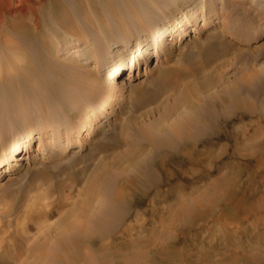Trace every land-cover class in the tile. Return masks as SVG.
I'll use <instances>...</instances> for the list:
<instances>
[{"label": "rangeland", "instance_id": "374dc122", "mask_svg": "<svg viewBox=\"0 0 264 264\" xmlns=\"http://www.w3.org/2000/svg\"><path fill=\"white\" fill-rule=\"evenodd\" d=\"M199 1L177 0L174 1V5L169 6V11L178 12V9L175 10L176 3L180 4L181 9H184L190 2L197 3ZM255 1L257 0H221L217 3L219 5L215 11L218 14L216 21L205 32H199L201 26L203 27L208 22L209 13L213 11H209L212 6L210 3L209 9L202 14L204 20L197 18L195 31L191 32L192 36H188L183 43L176 46L170 56L165 55L159 64L153 66L154 58H152L149 64L143 65L146 67L145 69L138 68L136 78L125 80L127 73L125 72L120 78L125 84L118 89V96L120 94L121 100H117V96L116 100L111 99L107 103L105 95L103 96L101 92L90 88L91 81L93 84H97V80L103 79L108 73L113 60L118 59L119 53L114 54L117 49L115 45L118 41V34L121 37H127L131 42L129 44L132 45L131 49H135L133 43L138 37L136 36L138 26H135L133 21L124 18V20H120L119 28L123 24L126 33L122 29H118L115 35L103 32L106 22L101 20L106 17L112 7L99 8V10L97 9L99 12L96 11L97 14L92 8L88 23L96 22L95 26L98 25L99 37L94 44L98 46L97 48H103L102 51H98L100 54L96 53L95 48L92 49L95 51L91 50L92 52L89 54V64L82 62L81 66L76 67L75 70L59 72L55 83L49 88L27 86L28 92L33 91L34 96L30 99V105L28 104L25 110H23V105L20 107L14 121L8 120L5 115V110L9 109L6 108L9 107L8 103L0 106H4L3 109L0 108V128L3 130L0 131V154L4 155L5 149L14 137L22 130L28 131L31 125L46 129L41 130L40 135H36L34 144L29 147L30 153L27 155H35L40 149H44V146L47 148V153L45 149L41 151L45 152L41 158L30 160L27 164L17 168L6 164L3 169L8 168L9 171L5 174L0 173V264H4V262L25 264L30 247H38L42 243L49 244L53 235H55L54 238L58 237L59 231L54 230L57 227L60 228L61 224L58 223V220L62 219L65 222L71 220L72 218H69L81 210L80 206L83 202L86 203L90 200V206L95 207L98 194L105 198L107 206L114 207L110 203V198L117 183L109 180L99 184L95 183L96 171L108 163L116 152L126 149L131 142L141 143L140 135H144V133L140 128L152 122L166 107L172 105L180 93L187 89L186 83L194 84L203 81L206 76L219 75L225 81L222 83L228 84L234 78L240 77L242 72L252 71L258 69L262 64L264 65V35L261 36V33L264 32V3L256 5ZM12 2L15 5L20 4L19 0H12ZM197 5V7L200 6L199 3ZM122 6L120 3L117 7L112 8L113 11L117 10L121 19L127 14V10ZM157 7L158 3L156 7L148 6V12H156ZM190 14L194 16V12L190 11ZM97 16L100 21L97 20ZM108 24L110 28L115 26L111 22ZM94 32H96L95 27ZM58 38L59 44L56 45V53H49L53 59L50 62L53 63L52 61L56 59L62 60L61 63L64 61L68 63L69 59L75 60L73 54H71L72 57L68 55L67 59L65 55L59 53L64 46V32L59 31ZM44 41L47 43V38ZM209 49L217 50L219 54L213 57L211 63L206 66L205 61L208 59ZM105 51L104 57L95 56L104 54ZM236 52L238 53L236 54ZM192 66L198 67L196 74L190 73ZM68 67L70 68V64ZM177 71L181 72L179 82L175 87H171V81ZM69 73L72 77L75 76L74 81L71 80ZM84 84L88 86L85 89ZM262 84H264V73L252 89H259ZM222 88L218 85L210 91H201L199 107L203 110L213 108V100L210 95L220 93ZM155 95V99L139 104L142 97L148 99ZM70 97L72 100H79L78 103H83L86 100L84 105L87 107L88 115L76 117L71 115V111L67 113L65 103L70 100ZM261 98H264V94L261 95ZM111 104L114 105L116 116L108 114L109 119H107L103 114L107 113L110 108L112 109V106L108 108ZM259 104L258 100L255 101V105L262 109ZM181 109H184L183 106ZM55 110L61 112L60 119L65 124L63 128H60V124L52 116ZM28 113L31 115L26 118ZM257 114L252 117L246 113L238 112L228 117L229 121L227 122V119L225 124L239 126L252 123L249 139H263L264 115ZM91 116L99 124L102 119L106 125L103 124L97 130H92L89 125L85 124L84 138L78 139L80 140L78 147L67 155H60L59 143H64V136L68 134L69 130L73 131L83 121L82 119ZM175 118V115H171L163 123L170 125ZM7 121L10 122L6 123ZM15 121L17 123H14ZM35 123L37 124L34 125ZM3 124L5 128H3ZM54 127H57V132L53 131ZM152 133L156 134V131L152 129ZM109 138L117 143L114 148H110L112 143L108 140ZM218 140L222 141L226 147L224 150L219 149L218 147L222 145L220 143L215 148V153L219 154L218 156L221 158L215 166H227L233 163L235 158L236 160L241 159V163L246 162L240 155L235 154L234 146L226 138L225 132L218 135ZM24 152L25 147H20L16 155L24 156ZM216 154L214 155L216 156ZM174 155L180 156L179 153ZM252 157L253 160L254 156ZM9 162L14 164L13 158H10ZM207 166L211 165L207 164ZM84 169L82 176L77 175ZM222 170L221 173L224 172V169ZM218 171L207 174L203 181H198L193 176L176 178L172 183L174 186L187 185L188 188L184 191L178 190L172 198L166 197L169 186H163L160 188V193L162 191L160 197L150 193L145 198L135 197L131 200L130 207L126 208L127 216L123 228L127 225L133 226L135 229L130 230V235L133 237L138 235L142 240L141 243L147 241L139 248L146 260L158 261L156 264H264V210L245 214L244 210L235 206V203L240 202L243 204L241 208L245 206L248 209L251 207L250 202L254 206L264 200V180L262 183L261 176L256 177L258 181L255 180L251 185H248L250 194H247L248 174L244 173L245 175H242L243 177L240 178V183L238 182L236 187V197L232 201H222L215 207H210L206 214L196 220L191 218L195 212H190L187 218H191V221L188 223L186 220L188 224L186 223L185 226L182 224L184 228L186 227L185 229L181 226L173 227L171 224L173 222L172 215L177 210L175 200L179 198L185 203L189 196L192 195L191 197L195 198L201 194L200 192L212 185ZM158 174L162 177L161 172ZM262 174L264 177V171ZM251 191L253 192L251 193ZM257 216L261 220H258ZM120 233L118 232V234ZM108 239L109 237L103 241L108 242ZM253 259L255 260L253 261Z\"/></svg>", "mask_w": 264, "mask_h": 264}, {"label": "bare ground", "instance_id": "6f19581e", "mask_svg": "<svg viewBox=\"0 0 264 264\" xmlns=\"http://www.w3.org/2000/svg\"><path fill=\"white\" fill-rule=\"evenodd\" d=\"M174 1L177 0H19L20 4L15 5L12 0H0V106L8 103L9 107L6 108L9 109L5 110L7 119L14 121L20 107L23 105V110H25L27 105H30L29 102L34 93L33 91L28 92L27 86L49 88L55 83L59 72L75 70L76 67L81 66L82 62L89 64V54L95 51L92 50L94 48L96 53L102 51L103 48H97L98 46L94 44L99 37L98 25L95 26L96 22L88 23V20L93 9L97 14L99 8L102 9L105 6L115 8L121 3L122 7L127 10V14L121 19L117 10L113 11L110 8L106 17L101 20L106 22L103 32L115 35L118 29H122L126 33L123 24L119 28L120 20L127 18L129 21H133L134 25L138 26L136 34L138 37L133 43L135 49H131L132 45H129L131 42L127 37H121L118 34V41L115 45L117 49L114 51V54L119 53L118 59L113 60L112 67L103 79L97 80V84H93L91 81L90 85L92 90H97L106 96V103L111 99L116 100L118 89L125 84L123 80H120L125 72H127L125 80H131L138 76V68L145 69L146 67L143 65L149 64L152 58H154L153 66H155L165 55L170 56L176 46L183 43L188 36H192L191 32L195 31L197 18H203L202 14L209 9L210 3H212L209 11H213L209 13L208 22L203 27L201 26L202 29L200 28L199 32L208 30L217 19L218 14L215 11L219 5L217 3L221 0L190 2L184 9H181L180 4L176 3L177 13L169 11V6L174 5ZM157 3L156 12H148V6L156 7ZM198 3L199 7H197ZM255 3L260 5L264 3V0H257ZM24 4L26 6H23ZM190 11L194 12V16H191ZM167 12L169 15L166 14ZM97 20L100 21L98 16ZM102 22L99 23L102 24ZM108 22L115 26L110 28ZM94 27L96 32L93 33ZM59 31L64 32V46L59 53L65 55L67 59L68 55L72 57L71 54H73V58H76L75 60L69 59L68 63L66 61L61 63L60 59L52 61L53 63L50 62L53 59L49 53L55 54L56 45L59 44L57 40ZM263 35L264 32L261 33V36ZM46 38L49 44L44 41ZM105 54L106 51L104 54L95 56L104 57ZM217 54H219L217 50L209 49L205 65L210 64ZM259 68L242 72L240 77L234 78L228 84H223L222 82L225 83V81L219 75L206 76L203 81L194 84L186 83L187 89L180 93L172 105L166 107L152 122L140 128L144 133V135H140L141 143L131 142L126 149L116 152L108 163L96 171L95 183L99 184L107 180L117 183L110 198V203L114 207L107 206L105 198L100 194L96 197L95 207L90 206V200L86 203L83 202L80 206L81 210L75 214L72 213L74 216L69 218H72L71 220L66 222L62 219L58 220V223L61 224L60 228L54 229L59 231L58 237L54 238L55 235H53L49 244L41 242L40 246H32L28 249L29 253L25 264H156L158 261H149L143 257V252L139 249L144 243H141V238L138 235L136 237L130 235V230L135 228L130 225L123 228L127 216L126 208L130 207L133 198H145L150 193L160 197L159 195L162 194L160 188L169 186L166 192L167 196L165 195L169 199L176 195L178 190L184 191L188 188L187 185L174 186L172 183L176 178L193 176L198 181H203L207 174L219 170L212 185L200 192L201 194L194 196L195 198H192V195L189 196L185 203L179 198L175 200L177 210L172 215L173 222L171 224L173 227L184 228L191 218L193 220L201 218L210 207H215L222 201H232L236 197V187L244 173L248 174V180H245L247 186L255 180L258 181L256 177L259 176H261L262 182L264 180L262 174L264 171V138L249 139L252 123L239 126H235L233 123V125L225 124L228 117L238 112L250 116L257 113L264 115V98H261V95L264 94V84L259 89H252L263 76L264 65L262 64ZM71 72L73 73V71ZM197 72V66L190 68L191 74ZM69 74L71 80L74 81L75 76L72 77L71 73ZM51 75L55 78H51ZM180 75L181 72L177 71L171 81V87L177 85ZM218 85L223 87L222 91L210 95L214 107L209 110L201 109L199 107L201 91H210ZM83 87L85 89L88 86L84 84ZM155 98L156 95L148 99L142 97L139 104ZM117 100H121L120 94ZM257 100L262 109L255 105ZM78 101L72 100L70 97V100L65 103L66 112L71 111V115L76 117L88 115L87 107L84 105L86 100L83 103H78ZM110 106L112 109L110 108L107 113L103 114L107 119H109L108 114L116 116L114 105L111 104L108 108ZM181 106L184 109H181ZM3 107L0 108L3 109ZM98 108L100 109V106ZM30 115L31 113L26 114V118ZM171 115L176 116L174 122L170 125L164 124L163 121ZM52 116L60 124V128H63L65 124L61 122V112L55 110ZM82 120L73 131L69 130L68 134L64 136V143H59L60 155H67L78 147L80 144L78 139L84 136L86 125H89L92 130H97L103 124L106 125L102 119L99 124L92 116ZM57 127L52 128L53 131L57 132ZM3 128H5L4 124ZM44 129L46 128L31 125L28 131L19 132L5 149L4 155L0 154V173L5 174L9 171L8 168L3 169L6 164L17 168L27 164L30 160L33 161L44 156L45 152H41L42 150L45 149L47 153V148L44 146V149H40L35 155H27L30 153L29 147L34 144L36 135H40L41 130ZM152 129L156 131V134L152 133ZM0 131L3 130L0 128ZM223 132L226 133V138L232 142L235 154L245 159V163L244 161L241 163V159L237 158L238 160H236L235 158L234 162L232 161L233 163L227 166H215L216 162L221 160L219 154L215 153V148L222 143L218 140V135ZM108 140L112 143L110 148L117 145L112 138ZM23 146L25 147L24 156H21L22 154L17 156V152ZM225 147L222 143L218 148L224 150ZM175 153H179L180 156L176 157ZM252 156H254L253 160ZM10 158H13L14 164L9 162ZM22 160L25 163L21 162ZM207 164L211 166L208 167ZM222 169L224 172L221 173ZM84 171L85 169L77 175L82 176ZM158 172L162 173V177ZM247 194H250L249 186ZM252 196L254 195L252 194ZM250 204L251 207L248 209L245 206L241 208L243 204L240 202L235 203V206L244 210L245 214L264 210V200L254 206L251 202ZM190 212H195V214L193 217L187 218ZM257 219L261 220L259 216ZM186 220L188 221L186 222ZM140 224L142 226V223ZM118 232L121 233L118 234ZM108 237V242L103 241ZM23 238L25 239V237ZM46 239L48 238L46 237ZM46 239L44 238V241ZM4 264L10 263L4 262Z\"/></svg>", "mask_w": 264, "mask_h": 264}]
</instances>
